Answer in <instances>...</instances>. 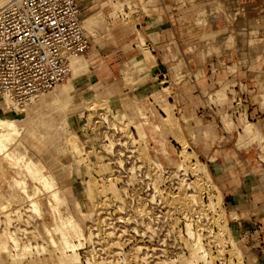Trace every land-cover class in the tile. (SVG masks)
I'll list each match as a JSON object with an SVG mask.
<instances>
[{
    "label": "rangeland",
    "instance_id": "374dc122",
    "mask_svg": "<svg viewBox=\"0 0 264 264\" xmlns=\"http://www.w3.org/2000/svg\"><path fill=\"white\" fill-rule=\"evenodd\" d=\"M11 1L0 0V9ZM102 2L107 3L101 7ZM109 2L97 0L85 15L90 49L79 55L84 66L71 67L67 81L52 89L60 98L52 100L51 94L39 104V96L25 107L13 132L15 142L0 152V232L9 221L6 227L20 247L17 252L9 247L0 264L68 262L58 252L57 234L49 231L46 193L37 196L45 205L41 216L26 198L7 204L19 192L10 176L27 179L6 158L20 141L26 158H39L45 165L51 157L58 162L69 212L85 235L77 264H264V244L257 249L253 232L252 204H233L243 195L252 200L264 188V138L258 136L264 132V63H249L256 56L249 51L252 43L264 38V30L251 26L253 16L264 13V0H169L177 16L168 21L193 27L179 50L167 52L166 60L185 61L180 73L172 72L165 85L156 74L147 75L156 62L152 55L161 53L140 46L143 57L122 67V87L97 95L82 86L100 64L95 43L131 19L143 0ZM217 2L220 15L211 10ZM116 12L122 17L117 19ZM139 38L141 45L146 42ZM16 112L1 115L16 118ZM167 141L174 157L159 153L161 166L154 168L152 150L166 147ZM109 142L113 147L108 151ZM191 166L199 172L191 173ZM75 201L86 219L78 207L75 211ZM185 201L190 202L181 206ZM71 241L77 244L73 237ZM23 247L27 256L21 255Z\"/></svg>",
    "mask_w": 264,
    "mask_h": 264
},
{
    "label": "built area",
    "instance_id": "2783aa9c",
    "mask_svg": "<svg viewBox=\"0 0 264 264\" xmlns=\"http://www.w3.org/2000/svg\"><path fill=\"white\" fill-rule=\"evenodd\" d=\"M84 2L15 0L0 9V101L8 99L16 107H27L67 81L70 60L90 49L83 24L86 10L96 0ZM141 46L151 50L146 43ZM176 60L169 59V65L157 75L165 81L163 85L172 72L176 75L186 65Z\"/></svg>",
    "mask_w": 264,
    "mask_h": 264
},
{
    "label": "bare ground",
    "instance_id": "6f19581e",
    "mask_svg": "<svg viewBox=\"0 0 264 264\" xmlns=\"http://www.w3.org/2000/svg\"><path fill=\"white\" fill-rule=\"evenodd\" d=\"M216 4L217 5H214L213 7H211L212 8L211 10L212 11L213 10L216 11V15H220L221 14L220 12L222 11L221 6L218 4V2ZM245 13H246V11H245ZM239 14H240V12H239ZM241 14H242V12H241ZM224 16L226 17V12L224 13ZM227 16H229V15L227 14ZM234 17H236V16H234ZM230 18H231V16H230ZM231 19H233V18H231ZM238 22H236V24H238ZM83 27L85 29V25L84 24H83ZM252 38H249V39H252ZM258 58H257V56L255 58L252 57V59H249V63L256 62L258 60ZM84 62H86V60L84 58H82L80 56L74 57V58H72L70 60V68L72 67L73 71L76 70V69H79V67L81 68L82 66H84ZM67 88H68V85L66 87L64 86V88H62L61 93H60V94H62V96H64L63 94H66V92H68ZM51 92H52V90H50L48 92L49 94H46V95L45 94H41V95H39L41 97L40 100H38V102L40 101L39 104L46 103V100L49 97H51V94H53ZM215 92H216V94L218 96H220L223 99L226 97V94H224L223 92H220V91H215ZM57 94H58V91H56L52 95V100L60 98L59 94H58V96H57ZM33 101H32V103H33ZM13 109L17 111L16 112V118H7V117H4V116L1 115L2 111H11ZM24 111H25V107H16L8 99H4L3 101H0V152H3L7 147L11 146L15 142V139L17 137H16V135L13 132L16 129L17 125H19V122H18L17 118L20 117L23 114ZM125 115L127 116V114H125ZM145 122L146 121H144L143 124ZM154 129L155 130H159L160 126L156 125V126H154ZM61 134H62V132L59 133L58 139L61 136ZM258 136H259V138L263 139L264 138V132L263 133L260 132L258 134ZM111 143L109 142L108 148L106 147L107 150L108 149L109 150L112 149L111 147H113L112 146L113 144L111 145ZM25 148H26L25 145L20 141L18 148H14L15 150H13L12 152L6 154V158L9 159V161L11 163L17 165L21 169V172L23 174V178H27V179L18 180L16 178H13L12 176H10V178L13 179L15 184H17V186L19 187V189H18L19 192H18V195L12 196L7 201V204H11L12 202H18V201L22 200L23 198H26V201H28V200L30 201L29 205H30L31 209L34 212H36L38 215L41 216V210H42L41 206L42 205H41V203H40V201H39L37 196L41 192L46 193L47 194L46 206H47V209H48V214L51 217L50 218V220H51L50 222H52L50 224L51 227L49 226L50 227L49 231L55 232L57 234V236H58L59 242L61 243V247L58 248V252L62 256H65L64 259L66 261L68 260L67 264H77L76 263V259H78V253L76 251H77V248H79V247H81L83 245L82 240L84 239L85 235L82 232V230L79 227V225L76 223L75 219L72 217L71 213L69 212L68 200L66 199V196H65L64 191H63V185H62L63 177L60 175V171H58V162L51 157V158L46 159V165H45V164H43L41 162V160L39 158L34 159V157L33 158H29L28 156H27L28 158H26L24 154L26 153L27 150ZM260 152H262V155L260 157L264 161V149H261ZM159 153L162 154V156L165 159H172L174 157L173 156L172 147H171L170 143L167 141L166 142V147L159 148V149L156 148V149L152 150L151 156L150 157L148 156L150 158V160L153 161L154 168L161 166V164H160L161 162H160V159L158 157ZM30 155H32V154H30ZM148 162H149V160H148ZM176 165H177L176 166L177 168H180L182 166V162L178 161L176 163ZM203 169L206 171L204 166H203ZM190 171L193 174L194 173L197 174V172H199L196 167H192V166L190 167ZM27 180H28V183L30 185L27 184ZM42 196H43V194H42ZM187 199H189V197ZM188 202H190V201H187V203ZM187 203H186V201L185 202H180V205L181 206H185V205L187 206ZM193 204L191 203L192 206L195 205V204L194 205ZM42 207L45 208V205L42 206ZM73 207H74L75 211H76V209L78 207L79 208L78 212H80L81 216L84 219H86L85 218L86 217L85 211L84 212L82 211L78 201L74 202V206ZM104 207H106V206H104ZM100 209L103 210V208H100ZM92 222H95V221H92ZM7 224H10L9 221H8V223L5 222L4 229L2 230V232H0V255H2V257H6L7 256V254H8L7 251L9 250V247H10L11 250H13V251L15 250V252H17L16 250L18 248H20L19 244H18L19 242L16 241V239L14 237V231H11V230L7 229V227H6ZM91 226H92V224H91ZM109 235H110V233H109ZM107 236L108 235H104L103 240H105V238H107ZM72 237H73V239L77 240V244H73V241H71ZM91 237H92V233L89 232L88 238H91ZM9 243H12L13 246H9ZM25 251H26L25 247H23L21 255L23 254L25 256L26 255ZM66 251H71V254L66 255ZM193 253H195V252L193 251L192 254ZM115 255L116 254H112L111 257L112 256L114 257ZM193 256L195 257V255H193ZM111 261L112 260L107 261V262L111 263ZM103 262L104 261H102L101 263L104 264ZM27 263L28 262H26V264ZM101 263L98 262L97 264H101ZM20 264H22V263H20ZM28 264H30V263H28ZM37 264H42V263L38 262ZM94 264H96V263H94Z\"/></svg>",
    "mask_w": 264,
    "mask_h": 264
},
{
    "label": "crops",
    "instance_id": "0c3cea01",
    "mask_svg": "<svg viewBox=\"0 0 264 264\" xmlns=\"http://www.w3.org/2000/svg\"><path fill=\"white\" fill-rule=\"evenodd\" d=\"M108 1L112 3V0ZM168 1L169 0H143V3L132 13L131 19H128L123 24H117L118 27L115 26L110 35H103L99 37L100 39L98 38V43H95L94 47L97 50L96 54L100 56V64L95 71H92L93 73L91 75H86V77L82 79V86L86 91L94 89L97 95H103L114 91L118 87H122V67L127 63L136 61L142 56L139 49L141 46L139 37L141 36L143 39H146L145 43L150 47L152 53L156 52L155 49L159 50L158 53H161L152 55L156 56V62H154L155 64L152 62L151 69H154L151 72L148 71L150 73H147V75H158L162 70H165V66L168 62L166 59L169 58L167 53L168 50L176 46L179 50L181 43L185 42L184 40L187 37L185 34L193 30L191 25H183V22L178 20V18V25L177 23L168 21V17L177 16V13L174 12L176 7L166 3ZM95 3L97 4V0ZM106 3L107 2H102L99 6L102 7ZM91 7H88L86 14L93 11V6ZM100 11H96V13ZM116 14L117 19L122 17L117 12ZM253 17L251 26L257 28L259 32H262L264 30V13L259 12ZM253 43L249 51L256 54L257 58L259 56L256 62L261 61L258 63L261 65L264 63V54L261 53L264 48V38L255 40ZM256 56H254V58ZM260 110L264 111V109ZM260 161L263 162L262 160ZM259 191L254 192L252 200H249L247 195H243V197H238V201H234L236 203L233 202L235 206H239L240 204L249 206V203L252 204L254 211L252 223L255 229L253 232L258 236V243L264 241V188L259 189ZM247 203L248 205H246ZM258 247L259 248L256 246L257 249H260V245Z\"/></svg>",
    "mask_w": 264,
    "mask_h": 264
}]
</instances>
